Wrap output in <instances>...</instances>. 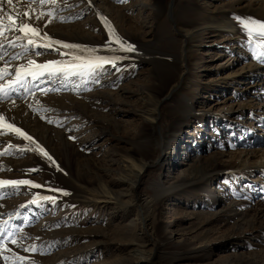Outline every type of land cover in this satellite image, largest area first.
Returning a JSON list of instances; mask_svg holds the SVG:
<instances>
[{
  "label": "rangeland",
  "instance_id": "1",
  "mask_svg": "<svg viewBox=\"0 0 264 264\" xmlns=\"http://www.w3.org/2000/svg\"><path fill=\"white\" fill-rule=\"evenodd\" d=\"M63 1L62 12L77 15L66 24L88 25L90 20L96 38L107 37L112 44L107 51L76 38L52 40L119 59L116 67L106 64L92 76L45 74L41 81L27 76L24 85L19 84L38 88L35 92L42 89L47 97L48 109L36 113L35 121L43 118L39 122L52 132L46 140L34 141L56 161L10 130L0 134V153L7 152L0 155V180L40 185L0 188V243L8 249H0V264H264V214L256 220L254 213L242 218L247 210H264V158L259 159L264 155V62L256 58L262 51L257 44L264 41L254 37L250 43L242 23L264 22L262 14L252 9V17L245 16L232 0L117 1L115 6L127 8L129 18L118 37L135 47L127 52L114 42L87 0L72 6L71 0ZM227 11L242 31L239 39L232 31L210 28ZM189 30L198 31L189 40L190 71L177 89V82L164 87L161 71L182 61L184 33ZM53 46L57 54L51 48L41 55L64 62L73 54L89 55ZM21 49L17 45L12 50ZM26 55L8 57L7 63H26ZM105 92L113 96L103 98ZM31 95L19 102L27 103ZM54 97L73 100L53 102ZM152 117L157 118L155 125ZM20 119L4 118L21 129ZM65 145L83 155L78 153L79 165L70 152L63 153ZM128 157L149 165L136 187V176L125 179L115 172ZM86 159L98 165L91 178L106 175L103 180L120 192L122 203H87V193L78 190L80 179L57 164L71 163L78 172L90 166ZM198 160L209 173L195 178ZM109 168L111 172H105ZM137 202L149 204L146 224ZM33 245L35 252L25 251Z\"/></svg>",
  "mask_w": 264,
  "mask_h": 264
},
{
  "label": "bare ground",
  "instance_id": "2",
  "mask_svg": "<svg viewBox=\"0 0 264 264\" xmlns=\"http://www.w3.org/2000/svg\"><path fill=\"white\" fill-rule=\"evenodd\" d=\"M87 1L90 5L94 6L96 14L100 19H101V17L106 18L107 22L111 25V28L115 30L116 36H119V33H120L119 30L122 32L125 30L124 28L127 26V24H128L127 22L129 20L128 16L125 13L127 8L116 7L115 3L118 0H87ZM64 2H66V1L55 0V3H53L52 0H46V2L42 4L41 0H14L12 5H8L6 3V0H3L2 7H3L4 11H0V17H4L5 18V24L8 25L11 22L7 20V17L5 16V12L11 13L14 16L17 13H19L21 19H27L26 17L23 16V13L25 11H27V12L32 14V18L30 20H27V22L31 23V24H33V25H35L41 29L40 36H43L46 33L49 37L55 38V39L64 40L67 38L68 39L69 38H72V39L76 38L79 41H82L83 43L88 44L89 46L86 45L87 47L93 46L95 48H103V49L108 51L110 49V46L112 43H110L108 41L107 37L101 38L98 36V38H96V35L94 34L93 31H91V28L89 27V24H90L89 22H92V21L89 20L88 25L87 24H81V23L79 24V22L75 23V24H71V23L66 24V22H72L73 20H75L77 18V15H74V14L69 15L68 12L63 13L62 11H64V9L66 8V3H64ZM68 2H69V4L71 3V6H72L77 2V0H73V1L71 0ZM231 3L240 7V11L245 16L248 15L250 17L251 15H253L252 9H254V11H256V13L259 12L262 14V17L264 20V0H232ZM41 13H44L43 17L40 19H37L36 17L39 16ZM48 13H51V16H49ZM221 14H222V16L219 17L218 19H215L216 23L213 22L211 25L212 27H210V28H214V29L220 28V30L232 31L234 33V35L236 36V39H239V36L242 35V33H241L242 31L240 32L239 30H237V28L234 26V23L231 22L232 17L229 14V11L221 12ZM61 18H63V20H61ZM49 20L51 21L50 23H49ZM115 21H116L117 25L115 24ZM117 26L119 27V29ZM188 29H190V28H188ZM197 32L198 31L189 30V31L184 33L185 34L184 37H185V40L187 43H186L185 49L183 48L184 49L183 59H182V61H179V60L175 61L176 66L171 65L169 68L161 71L162 74H161L160 83H161V85L163 84L162 86L171 87L172 85H174L175 82H177L178 85L176 88H174V89H177L179 86H181L183 84L182 82H183L187 72L190 71V69H189V65H190L189 56L190 55L189 54L191 53L190 49L192 47L189 45V40H191L192 36H194ZM8 33L10 34L9 37L7 36ZM124 33H125V31H124ZM17 35H22V33L7 32L5 34V36L0 37V45H2V47H0V69H4L5 67H7L9 70V74L4 75L3 78L0 79V86H4L5 92L8 93L7 96H5L3 93H0V116H2L4 118H12V119H15L16 116H18L19 118H22V120L20 119L21 124L19 126L21 127V130H23V132L30 135L33 138V140L34 139L37 140L38 138H42V140H46V138L50 137L49 131L52 132L51 129L47 128L46 127L47 125L44 126L41 124L42 122L44 123V121H42L41 123L39 122L43 118L41 120L39 119V121H35L36 120L35 117H38V116H36V113H38V112L41 113L44 111V109L45 110L48 109V107L46 106L47 105L46 104V98L47 97H44L42 95L43 90L40 89V91L42 92V93H40V92H35V91H38V88H36V87H34V89H23L22 87L19 86V84L13 85L12 88L7 87V85L10 81L15 80V76H14L15 70L18 67H21L24 65L27 66L28 61L30 59L35 60L36 63H38V64H43L46 62L48 63L50 61H61V60H59V59L54 60L51 58L43 57L41 55V53H44L48 49H51V48H44V47L33 48L30 45L29 47H27L28 48L27 52L25 51L24 47H23V49L14 52L12 49L15 48L17 45H22V43H23L22 41L26 40V43H27V39L15 41V43H17V45L15 47H12L10 45L11 44L10 42L12 41L13 37H15ZM100 38L102 39V41L99 40ZM39 43H45V42L40 41ZM53 48H56V47L53 46ZM52 51H54L57 54V50H52ZM6 52H9V56H7V57L5 56ZM24 54H27L25 56V57H27L26 63L20 62L19 64H12V65H11L12 62L10 63V61H9L10 64L7 63L8 59H9L8 57H12V60H13V57H19V56L24 55ZM14 60H16V59H14ZM45 74H47V73H45ZM60 76H63V75H60ZM42 77H45V75ZM41 78L39 77L38 81H41ZM26 80H27V78L24 79L22 85H24ZM244 80H243V82H244ZM261 80L262 79H260V77H259L257 82H259ZM257 82H255V86L258 85ZM244 85H245V83H244ZM244 88H247V87H244ZM27 94L28 95L32 94L30 97V100L28 102L26 101L27 103L19 102V98L23 97ZM103 96H104L103 98H107V97L109 98V97L113 96V93L112 92H105V94ZM117 96H120V95H117ZM16 99H18V100H16ZM24 100H26V99H24ZM50 100H52L53 102L54 101L55 102H66L69 100L72 101L73 99L68 97L67 99L64 100L61 98L54 97V98H50ZM161 103L162 102H160V101H158V103H156V107H157L156 111L157 112L159 110L158 108L160 107ZM86 106L88 107L87 109L91 108V106L88 104H86ZM47 112H48V110H47ZM153 112H155V108H154ZM91 113H94L93 110H91ZM95 115H97V114H95ZM7 116H10V117H7ZM152 118H150V119H152ZM156 120H157V118L152 119L153 125L156 124V122H157ZM110 122L113 123V119H110ZM17 123H18V121H17ZM14 124H15V122H14ZM6 132H7V134H5V135L10 134L9 131L6 130ZM10 136H12V138L14 137L13 135H10ZM60 136H62V135H60ZM3 139H5V138L3 137ZM56 139H57V137H56ZM47 143H48V141H47ZM49 146H51V145H49ZM68 146L70 147V145H68ZM68 146L65 145V147H64L65 149H64L63 153H65L66 156L71 153L72 154L71 156L75 157V159H76L74 161L75 164L79 165L78 162H79V160H81V158L79 156L81 154L77 151L76 148H75L76 150L74 149V151L71 150V152H70V148ZM57 148H59V150H60L59 144H58ZM71 149H73V148H71ZM81 156H83V155H81ZM262 156L259 159L263 160L264 155H262ZM77 158H78V160H77ZM66 159H71V157H68V158L66 157ZM262 160L260 161V166L263 165ZM85 161L90 166L88 168H79L78 172H76V170H72L71 163H67L66 165L63 163H57V164L59 166H63V168L65 167V169H67V172H70L72 174L74 173V175L76 176V179H80V180H78V182L80 183V186L82 188H78V190L82 191L81 194L87 193L85 195L86 196L85 199L87 200V203L93 204V205L98 204V203L108 205V204H111L112 202L114 204L122 203V196L119 194L120 192L118 193V192H115L112 189H110L109 186L107 185V183H105V180H103V178L106 177V175H104L102 173L100 175V177L97 176V179H95V180H94V178H91L98 171V165H96L94 163L95 160L93 159L94 162L92 160L88 161L87 159ZM148 166L149 165H148L147 161H144V159H142V161L141 160L138 161L135 158L131 159L128 157L126 159V162L124 161L123 168L122 167L118 168L119 170H115V172H117L118 174H121L122 175L121 178H125V179L126 178L133 179L136 176V181L133 179L135 182V187H136L140 181L141 175L143 174L145 169L148 168ZM62 172H63V170H62ZM105 172H108V173L111 172L110 168L108 170H106ZM208 173H209V168L206 167V163L202 162V160H198V164L195 166L194 171L192 173L193 175H195V178L202 176L204 174L206 175ZM90 180H93L94 182L90 181ZM134 182H133V185H134ZM136 207L140 211V213L142 214L143 221L146 224L147 216L145 214H146V209L149 208V204L137 202ZM233 211L234 210H232V212ZM251 213H254L253 219L256 220L258 216L264 214V210H252V211L247 210L244 214H242V218L243 219L248 218L251 215ZM249 223H252V222L249 221ZM247 224H248V222H247ZM253 263H250V264H253ZM234 264H240V263H234Z\"/></svg>",
  "mask_w": 264,
  "mask_h": 264
},
{
  "label": "snow or ice",
  "instance_id": "3",
  "mask_svg": "<svg viewBox=\"0 0 264 264\" xmlns=\"http://www.w3.org/2000/svg\"><path fill=\"white\" fill-rule=\"evenodd\" d=\"M14 0H6V3L8 5H12ZM46 0H41V3H45ZM53 3H55V0H52ZM118 2L124 3L127 2V0H118ZM3 0H0V11H4L2 7ZM44 13H41L39 16H37V19L42 18ZM49 16H51V13H48ZM5 16L7 17V20L11 23L6 25L5 24V18L0 17V37L5 36L7 32H19L22 33V35H17L13 37L11 43L12 47L16 46L15 41H20L27 39V44L31 45L33 48L37 47H44V48H53V45H61L64 49H76L81 52H88L89 55L87 56H76L73 54L72 60L64 62V61H50L48 63L44 64H38L35 60H29L27 66H21L18 67L15 70V80L10 81L7 85V87L12 88L15 84H22L24 79L27 76H31L33 80L38 79L39 77H42L47 73V75L51 76H57V75H63L64 77L68 76H92L95 75L98 71H104V66L106 64H111L112 67H116V62L119 59L118 57H100L92 55V53L95 52V50H87L84 48H81L79 45L75 44H62L60 41H53L51 37H49L46 33L40 37L41 29L31 23H28L27 20H30L32 18V14L25 11L23 13V16L27 19H21L20 14L17 13L15 16L11 13L5 12ZM63 20V18H61ZM101 21L105 24V26L109 30L110 36L114 38V42L119 44V47L123 51L127 52H134L135 47L131 44H126L123 42L118 36L115 34V30L111 28V25L107 22L106 18L101 17ZM51 21L49 20V23ZM243 27L246 29L249 42H253L254 37H259L261 41H264V22H257V21H244ZM46 26V25H45ZM34 37H39L40 40L47 41V43H39L37 39H34ZM25 48V51H28V48L24 45H21ZM2 47V45H0ZM257 47L262 49V51L257 55V59L261 60V62H264V43L257 44ZM53 50H58L56 48H53ZM68 53H61V55H67ZM17 57H13V59H16ZM9 74V70L7 67L4 69H0V79L3 78L4 75ZM14 90V89H13ZM0 93H3L5 96L8 95L7 92L4 90V86H0ZM4 129L10 130L11 132L15 133L18 137H22L25 140L30 141L32 144H35V149L47 157L48 160L52 161V157L48 155V153L42 148L39 144H36V142L33 140V138L23 132L21 129L14 126V124L7 123L4 120V117L0 116V134H7V132L3 131ZM74 139V138H73ZM12 147L11 145L9 146ZM32 150V149H29ZM5 153H0V155H5ZM55 163V161H52ZM32 171V170H30ZM21 185H30L31 187H40V185L35 184L34 182L30 180H0V188H4L7 186L12 187H19ZM67 194V193H64ZM40 199L49 200L52 199L54 202V198L50 197H41ZM33 203H36L37 201H32ZM13 244H16L17 241L14 239L12 240ZM0 249L3 251H7L8 249L0 243ZM32 251L35 252L36 246H31L30 249H25V251ZM5 260L8 259V257H4ZM18 260H23V257H17Z\"/></svg>",
  "mask_w": 264,
  "mask_h": 264
}]
</instances>
